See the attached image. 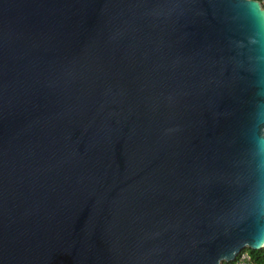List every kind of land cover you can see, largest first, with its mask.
<instances>
[{"label":"water","instance_id":"water-1","mask_svg":"<svg viewBox=\"0 0 264 264\" xmlns=\"http://www.w3.org/2000/svg\"><path fill=\"white\" fill-rule=\"evenodd\" d=\"M256 240L259 3L0 0V264H220Z\"/></svg>","mask_w":264,"mask_h":264},{"label":"built area","instance_id":"built-area-1","mask_svg":"<svg viewBox=\"0 0 264 264\" xmlns=\"http://www.w3.org/2000/svg\"><path fill=\"white\" fill-rule=\"evenodd\" d=\"M259 3L262 9H264V0H253ZM220 264H258V262L255 260V258L249 253V251L242 250L238 253L235 260L231 261H224Z\"/></svg>","mask_w":264,"mask_h":264},{"label":"clouds","instance_id":"clouds-1","mask_svg":"<svg viewBox=\"0 0 264 264\" xmlns=\"http://www.w3.org/2000/svg\"><path fill=\"white\" fill-rule=\"evenodd\" d=\"M246 249L251 248L256 251L264 252V240H256L245 246ZM236 257H233L235 260Z\"/></svg>","mask_w":264,"mask_h":264},{"label":"trees","instance_id":"trees-1","mask_svg":"<svg viewBox=\"0 0 264 264\" xmlns=\"http://www.w3.org/2000/svg\"><path fill=\"white\" fill-rule=\"evenodd\" d=\"M255 258L258 264H264V252L246 249Z\"/></svg>","mask_w":264,"mask_h":264}]
</instances>
